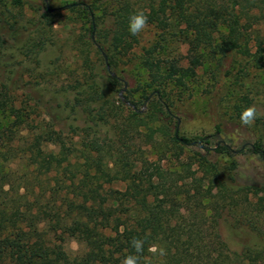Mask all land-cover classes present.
Listing matches in <instances>:
<instances>
[{"label": "trees", "instance_id": "obj_1", "mask_svg": "<svg viewBox=\"0 0 264 264\" xmlns=\"http://www.w3.org/2000/svg\"><path fill=\"white\" fill-rule=\"evenodd\" d=\"M3 1L0 54L15 50L25 61L0 60V70L18 65L30 71L49 46L57 12L43 2L22 21L11 8L24 7L25 0ZM61 8L87 17L83 38L101 68L87 75L84 66V78L65 100L64 93L49 89L52 79L42 73L24 102L45 120L26 134L22 126L31 114L14 113L0 95V264H121L135 254L134 238L144 241L140 264H264V204L252 199L264 185L239 179L237 156L245 153L244 145L235 150L214 143L221 126L208 136L181 135L172 127L167 94L170 86L186 87L208 62L221 72L237 56H250L252 32L264 22V0H66ZM139 10L147 14L148 27L167 31L183 24L188 51L184 60L148 51L143 65L159 96L144 97L147 112L129 108L122 122L111 124L119 109L114 90L122 83L107 64L118 69L121 57L139 43V35L128 31L130 16ZM257 40L262 44L264 37ZM9 80L0 75L5 91ZM133 132L159 152L157 158L142 156L140 148L138 155ZM194 147L204 151L182 162L184 150ZM249 150L264 161V144ZM172 159L182 162L180 173L162 168ZM205 182L221 185L224 195L210 198ZM180 202L191 206L187 214L178 210ZM70 240L81 248L70 251ZM153 246L167 254H153Z\"/></svg>", "mask_w": 264, "mask_h": 264}, {"label": "rangeland", "instance_id": "obj_2", "mask_svg": "<svg viewBox=\"0 0 264 264\" xmlns=\"http://www.w3.org/2000/svg\"><path fill=\"white\" fill-rule=\"evenodd\" d=\"M0 1L5 3L3 0ZM64 1L66 0H25L24 7L11 8L22 21L35 15V10L43 2H46L51 9L57 12L54 29L49 33L51 36L49 46L40 55L39 60L32 63L31 70L22 72L18 65L11 68L10 72L5 69L0 70V75L10 78L9 91L0 87L2 99L8 100L14 113L20 112L23 116L31 114V118L27 119V122L22 126L25 134L29 130L32 131L39 127L40 123L45 120L43 114L33 113V110L27 107L24 102L25 94L31 89L32 85L30 84L37 85L42 79V73L47 72L52 79L49 89L52 92L64 93L62 99L65 100L73 97L72 93L69 94V90H72L78 80L84 78V66L87 75L91 74L95 67L100 66L98 69L101 68L102 62L95 55V50L89 46V41L83 38L85 29L88 27L87 17L62 9ZM0 6L4 5L0 2ZM183 29L184 25L181 23L173 24L167 31L147 27L144 32L139 34V43L130 51V54L127 57H121L122 61L118 69H111L122 83L114 90L116 105L119 109L112 114L111 124H114L115 121L122 122V118L129 115V108L134 109L126 105L120 97L121 91L126 86L125 83H127V89L124 92L126 101L133 105L134 102L137 103L138 107L134 106L139 112L148 111V100L145 101L144 97L149 96L151 99L158 97L159 94L151 86L148 72L143 65L144 58L148 51H156V55L160 58L176 57L184 60L188 45L182 36ZM259 37H264V22L256 25L252 32L249 44L250 56H237L236 61L221 72L217 71L214 63L208 62L199 70L197 78L188 82L186 87L170 86L167 94L171 104L168 109L174 116L172 127L176 125L177 131L181 135L194 138L216 134L217 127L221 126L222 132L217 135L214 143L223 142L235 150L244 145L245 153H239L237 156L239 179L243 183L264 185V161L249 150L254 144H264V42L259 44L260 41L257 40ZM9 52L13 55L10 53L0 54L1 64L11 65L15 62L25 61L18 51L10 50ZM226 71H229L230 75H226ZM104 77L102 82L105 87H108L109 78L105 72ZM38 88L41 87L38 85ZM120 99L123 103L119 101ZM253 105L257 108L258 117L252 126H243L240 122V114L245 108ZM76 123L78 124V122ZM142 131L144 130L142 129ZM132 135L135 137V149L138 150V155L140 148L142 156L149 159L157 158L156 153L158 155L159 152L145 144L143 135L141 136L137 132H133ZM49 149L54 153L58 152V148L53 145H50ZM203 151L204 149L199 147L184 150L181 161L188 163L189 157L193 153ZM210 158L214 160V156L210 155ZM220 162L222 165H227L229 161L221 159ZM181 163L177 159H172L169 162L164 161L161 165L165 171L180 173ZM192 166L193 169L197 167L195 164ZM204 186L209 187L210 198H219L225 193L224 188L219 184L212 185L205 182ZM252 199L264 204V187L258 189ZM177 206L178 210L185 214L191 209V206L184 202H180ZM223 234L228 237L229 229L224 228ZM67 248L75 252L81 246L78 241L70 240Z\"/></svg>", "mask_w": 264, "mask_h": 264}, {"label": "clouds", "instance_id": "obj_3", "mask_svg": "<svg viewBox=\"0 0 264 264\" xmlns=\"http://www.w3.org/2000/svg\"><path fill=\"white\" fill-rule=\"evenodd\" d=\"M148 27V16L143 10L133 13L129 18L128 31L131 35L137 36L144 32ZM258 117L257 108L249 106L245 108L240 114V122L243 126H252ZM135 254L127 255L121 264H140L141 256L144 252V241L140 239H133L131 241ZM153 254L160 257L165 256L166 250L163 247L153 246L149 249Z\"/></svg>", "mask_w": 264, "mask_h": 264}, {"label": "water", "instance_id": "obj_4", "mask_svg": "<svg viewBox=\"0 0 264 264\" xmlns=\"http://www.w3.org/2000/svg\"><path fill=\"white\" fill-rule=\"evenodd\" d=\"M93 40L95 41V37H94V35H93ZM99 48H101V46L100 45H97ZM104 57H105V59H106V61H107V56L104 54ZM107 68H108V70L110 71V73L113 75V76H116L115 75V73H113L112 71H111V67H110V65L109 64H107ZM125 88L121 91V94H120V97H121V99L126 103V105H128V106H131V107H133L134 109H136L135 108V106L131 103V102H129V101H126V98L124 97V92L126 91V89H127V83H125Z\"/></svg>", "mask_w": 264, "mask_h": 264}]
</instances>
